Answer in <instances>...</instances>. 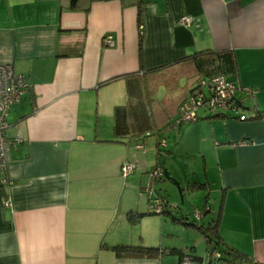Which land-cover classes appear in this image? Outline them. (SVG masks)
I'll return each mask as SVG.
<instances>
[{
	"label": "crops",
	"instance_id": "0c3cea01",
	"mask_svg": "<svg viewBox=\"0 0 264 264\" xmlns=\"http://www.w3.org/2000/svg\"><path fill=\"white\" fill-rule=\"evenodd\" d=\"M146 2L0 0V65L30 84L8 115L9 139L20 142L0 171V264H181L176 255L119 258L112 250L146 243L148 230L167 223L129 218L146 213L145 196L151 209L149 174L168 135L165 171L185 192L206 196L207 227L218 220L226 244L264 264V118L254 119L264 112V0ZM207 50L234 53L231 80L255 90L237 94L249 114L201 110L197 121L164 129L144 105L164 113V99L176 106L197 81L184 87L182 76L172 86L175 72L161 70ZM129 163L137 169L124 177ZM163 240L155 246L232 264Z\"/></svg>",
	"mask_w": 264,
	"mask_h": 264
},
{
	"label": "trees",
	"instance_id": "16d2710c",
	"mask_svg": "<svg viewBox=\"0 0 264 264\" xmlns=\"http://www.w3.org/2000/svg\"><path fill=\"white\" fill-rule=\"evenodd\" d=\"M77 0H73V6L76 5ZM147 1V0H146ZM145 0H141V3H147ZM141 5V4H139ZM141 16V14H139ZM143 32L141 28V33ZM143 41V37H141V42ZM161 71L165 73H170V72H175L174 77L171 78V75L169 74L168 80L169 85L175 86V82L178 78L184 76L188 80H192L193 78L196 77L194 81L196 82V85L200 80H209L218 76H235L237 74V61L234 56V53L232 51H223V52H215L212 50H207V51H201L198 52L194 55H191L190 57L184 59L183 61L179 62L178 64L175 63L171 65L170 67H165ZM157 71H151L149 74L153 75ZM176 74V75H175ZM131 77V76H130ZM208 77V78H205ZM171 79V80H170ZM194 86V88L196 87ZM193 88V89H194ZM193 89L190 90L185 98L176 106H174V103H170V100L164 99V103L167 104V107L169 106L168 110H161L164 113H159V111H154L153 106L150 105V103L144 105L148 106V110L143 111L144 113L151 112L153 114V117L156 115H159V125L163 127L164 129L170 128L172 125L180 124L183 125L188 122H184L181 120L180 116V107L181 105L189 98L190 95L193 94ZM145 118L144 121H147L148 116L144 115ZM176 115V116H175ZM212 116H216V114H212ZM152 117V118H153ZM140 117H136V121H138ZM199 114H198V119H199ZM258 118H264V112L258 111L254 115V119ZM154 121V120H153ZM130 111H128L125 115V121H124V126L127 128L130 123ZM132 125V123H130ZM153 127L155 125L153 124ZM164 141V139L162 140ZM162 141H159V145L162 146ZM170 153L167 150H163V148H159L158 150V160L156 166L153 168H163L165 169V163L166 159H164L163 155H166V153ZM165 179V178H163ZM162 179V180H163ZM160 180V181H162ZM189 185H194V183L189 184ZM185 190L183 189V196ZM158 193V192H157ZM160 196V195H159ZM161 197V196H160ZM164 199V198H163ZM152 203V201H151ZM170 204L165 200L164 205H163V211L161 213H157L155 210L150 209L149 213H134L130 215V221H133L135 224H139L141 220L148 216V215H161V216H170L172 219V222L174 224H180L185 227H192L193 229L197 230L199 233L202 234V236L205 238L207 244L214 243V248L209 250L210 251V256L213 255L214 253L218 254V258L215 260L216 262H226V263H232V264H260L256 262L254 259L246 256L242 252H240L238 249L235 247L230 246L229 244H226L223 241L222 234L219 231V225H218V220L214 222V224H211L210 227L206 226L205 223V217L207 214L210 212V210L206 207L201 213L202 217L200 219H197V217L194 215V221L190 217V215H183L182 213L180 214V217H177V212L176 210H171L169 209ZM174 208L175 206H171ZM177 208L179 207L178 205L176 206ZM142 244V243H140ZM137 244V245H121L114 247L112 250L116 253L117 257L123 258V257H128V258H137V259H152L156 257H160L162 255H176L179 256L180 258V263L182 264L184 259L186 257H190L193 261V263H198V264H203L204 261L202 260L201 257H197L195 254V249L192 248L191 252H185L184 250H168L166 247H161V246H148L146 244ZM227 258V259H226Z\"/></svg>",
	"mask_w": 264,
	"mask_h": 264
},
{
	"label": "built area",
	"instance_id": "2783aa9c",
	"mask_svg": "<svg viewBox=\"0 0 264 264\" xmlns=\"http://www.w3.org/2000/svg\"><path fill=\"white\" fill-rule=\"evenodd\" d=\"M184 25H193L194 20L191 18H183ZM105 41L108 45L113 46L112 36H108ZM30 84L24 75L16 74L10 65H0V171L4 170L8 163V149L12 144L20 142L19 138L9 139L11 124L8 121V115L13 105L21 101L22 97L28 92ZM255 90L242 88L235 82H230L227 76H218L212 79L200 80L193 89V94L181 105L180 116L184 122H194L198 120V114L201 110H207L211 114H220L228 111L240 114L241 102L238 100V92L244 93L246 96H252ZM241 121L247 120L246 116L240 117ZM162 146H167L166 141L162 142ZM137 165L129 163L123 166L122 175L127 177L134 173ZM165 178V170L157 168L150 172L149 183L146 192L152 201V209L157 213L163 211L164 201L156 191V184ZM197 219L202 217V213L195 214ZM218 254L214 253L212 259L215 261ZM183 264H192L190 257H186Z\"/></svg>",
	"mask_w": 264,
	"mask_h": 264
},
{
	"label": "rangeland",
	"instance_id": "374dc122",
	"mask_svg": "<svg viewBox=\"0 0 264 264\" xmlns=\"http://www.w3.org/2000/svg\"><path fill=\"white\" fill-rule=\"evenodd\" d=\"M232 77V76H231ZM231 77L229 78L230 82H233L231 80ZM208 78V77H205ZM196 79L193 78V81ZM190 83V81L187 78H182L181 79V85L186 87L188 84ZM250 89V87H249ZM203 111H201L202 113ZM243 113H248V111H242ZM241 112V113H242ZM232 114V113H230ZM166 139L168 140V149L166 148L165 150H172V148H174V144H173V137H170L169 135L166 136ZM150 143H155V141H152ZM156 146V143L153 145V147ZM156 155V152H155ZM182 168V166H180ZM137 176V174H136ZM186 187L183 186V189H185ZM156 191L158 192V194L161 196V198L163 199V201L165 202V200L170 204V208L171 210H176L177 212V217H180L181 212H185L187 211V214L190 215V217L192 218V220L194 221V215L196 211H199L200 213L204 210V202H205V198L203 195L198 194L196 195L195 193H189V192H184L185 198H184V204L182 203V195L180 194L179 188H177L174 183L170 180H168L166 177L165 179H163L162 181H159L156 184ZM146 200V213L150 212V208H149V204L148 201L146 199V196L144 197ZM179 206L178 208L176 206ZM171 206H175L174 208H172ZM219 208V204L217 209ZM151 216H156L155 214L152 215H148V217L150 218ZM158 218L162 219L163 221H167V223L162 226V228L160 229L159 227H156L155 229H153L152 231H147V233H149V237L145 238L146 243L142 242V244H146V245H150L155 246L158 244H161L160 241H162V239L164 238V242L162 243L163 246L167 245V243H172V244H177L180 247H186L187 243H189V245H191L192 243H194L198 249V254L200 256H203L208 262L209 261V250L214 248V243L211 244H207V242L205 241L204 237L202 236L201 233H199L197 230L192 229L191 231L186 230V229H182L180 226L181 225H177L174 224L172 222L171 217L169 216H157ZM152 218V217H151ZM154 220V219H153ZM147 225L146 226H150L151 228L155 227V224L152 223V220H148L147 221ZM183 226V225H182ZM139 230H141V226L138 227ZM161 231V232H160ZM139 232V231H138ZM140 244V242H137L135 245ZM140 244V245H142ZM227 259V258H226Z\"/></svg>",
	"mask_w": 264,
	"mask_h": 264
},
{
	"label": "water",
	"instance_id": "95a60500",
	"mask_svg": "<svg viewBox=\"0 0 264 264\" xmlns=\"http://www.w3.org/2000/svg\"><path fill=\"white\" fill-rule=\"evenodd\" d=\"M165 176H166V178H167L168 180H170L171 182H173L174 185H175L177 188H179L180 194L182 195V203L184 204L183 188H182L180 182H178L177 180H174L173 178H171V177L169 176V172H168V171H165Z\"/></svg>",
	"mask_w": 264,
	"mask_h": 264
},
{
	"label": "bare ground",
	"instance_id": "6f19581e",
	"mask_svg": "<svg viewBox=\"0 0 264 264\" xmlns=\"http://www.w3.org/2000/svg\"><path fill=\"white\" fill-rule=\"evenodd\" d=\"M132 175V174H131ZM130 176V175H129Z\"/></svg>",
	"mask_w": 264,
	"mask_h": 264
}]
</instances>
